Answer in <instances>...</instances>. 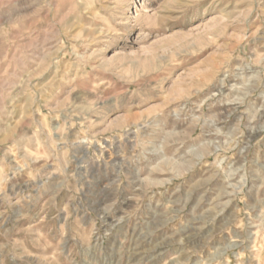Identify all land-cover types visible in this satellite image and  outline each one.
Masks as SVG:
<instances>
[{
	"label": "rangeland",
	"instance_id": "1",
	"mask_svg": "<svg viewBox=\"0 0 264 264\" xmlns=\"http://www.w3.org/2000/svg\"><path fill=\"white\" fill-rule=\"evenodd\" d=\"M0 264H264V0H0Z\"/></svg>",
	"mask_w": 264,
	"mask_h": 264
},
{
	"label": "bare ground",
	"instance_id": "2",
	"mask_svg": "<svg viewBox=\"0 0 264 264\" xmlns=\"http://www.w3.org/2000/svg\"><path fill=\"white\" fill-rule=\"evenodd\" d=\"M134 7H135V8H137V7H138V5L136 4ZM187 233H188V232H187Z\"/></svg>",
	"mask_w": 264,
	"mask_h": 264
}]
</instances>
